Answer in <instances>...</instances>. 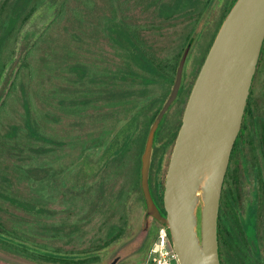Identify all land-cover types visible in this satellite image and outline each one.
Here are the masks:
<instances>
[{
	"label": "rangeland",
	"instance_id": "374dc122",
	"mask_svg": "<svg viewBox=\"0 0 264 264\" xmlns=\"http://www.w3.org/2000/svg\"><path fill=\"white\" fill-rule=\"evenodd\" d=\"M15 2L0 0V264H109L116 256L118 264H144L157 234L146 239L134 215L151 120L181 59V93L197 75L230 0H196L195 9L173 18L163 16L158 0H30L10 31ZM123 29L134 43L117 39ZM137 54L151 71L138 66ZM27 101L46 142H9L12 127L25 126ZM178 104L159 125L153 162L171 149ZM103 153L109 167L81 179L84 164ZM29 247L100 256L62 259Z\"/></svg>",
	"mask_w": 264,
	"mask_h": 264
},
{
	"label": "water",
	"instance_id": "95a60500",
	"mask_svg": "<svg viewBox=\"0 0 264 264\" xmlns=\"http://www.w3.org/2000/svg\"><path fill=\"white\" fill-rule=\"evenodd\" d=\"M263 40L264 0H237L217 32L185 108L166 176V216L154 203L149 175L155 135L178 97L184 59L170 95L149 129L141 162L146 215L168 229L179 264H221V190Z\"/></svg>",
	"mask_w": 264,
	"mask_h": 264
},
{
	"label": "flooded vegetation",
	"instance_id": "af4514ba",
	"mask_svg": "<svg viewBox=\"0 0 264 264\" xmlns=\"http://www.w3.org/2000/svg\"><path fill=\"white\" fill-rule=\"evenodd\" d=\"M200 70L201 68L195 78L188 82L182 93L181 84L178 97L171 105L174 106L177 100H180L178 108L175 109L171 117L174 122L172 134L177 130L175 136L170 138L173 140L171 149L165 150L161 154L162 156H158L154 162L151 159L150 191L155 205L163 216H166L164 190L171 155L182 125L187 102ZM262 74H264V40L241 128L231 151L221 190L218 218V245L221 264H264V87L260 85ZM181 105H183L182 112H180ZM110 159V156L103 153L95 163L87 162L88 167L84 164L80 178L91 179L97 171L109 167ZM247 180L250 182L247 189L248 199L244 194V181ZM137 200L140 209L136 211L134 219L139 220L137 222L139 223L138 229L147 239L152 231L157 234L162 225L156 218L146 215L142 189L141 197L139 195ZM250 221L251 223H249ZM142 251L144 252L143 247ZM114 261H116L115 264H118L120 259L116 256L108 263L112 264ZM102 263L106 264V260L102 259ZM135 264H139V262Z\"/></svg>",
	"mask_w": 264,
	"mask_h": 264
},
{
	"label": "trees",
	"instance_id": "16d2710c",
	"mask_svg": "<svg viewBox=\"0 0 264 264\" xmlns=\"http://www.w3.org/2000/svg\"><path fill=\"white\" fill-rule=\"evenodd\" d=\"M29 1L30 0H16L14 8H13V12L10 14L8 21H7V23H8L7 27L9 28L10 31H11V28L16 24L18 19L20 17H22L23 13L25 12V10L28 6ZM160 1L161 0H158V2H159L158 3V10L161 9V12L163 11V14H164L163 16H166V18H173L178 14V12H187V10L191 11L192 9H195V8H191V7L193 5H195V3H196V0H178V1H176L177 3L175 2L171 5H165L164 3H160ZM212 1L213 0H209V2H212ZM236 1L237 0H230V2L228 3V7L225 11L226 14H224L223 19H225V17L227 16V14L229 13V11L231 10V8L233 7V5L235 4ZM120 32H121V34L117 35L118 36L117 39H121V38L130 39V37L127 34V32L125 31V29L121 30ZM130 41H131V39H130ZM131 42L134 43L133 41H131ZM120 43H123V42H120ZM120 46L125 48L124 44H121ZM138 55H142V54H137V56L134 57L138 66L145 71H151L152 68L149 66L150 64L148 62L150 60L146 57V55L145 54L142 55L143 58L139 57ZM147 62L149 65L147 64ZM150 63H151V61H150ZM160 109L161 108H159L156 111L151 122L154 121V119H155L156 115L158 114V112L160 111ZM26 113H27V120H26L25 126H14V127H12V130L8 133V136H7L10 139L9 142H12V140L18 139L20 137H29V138L35 139L37 141H45V142L48 141L47 135L45 134V132L42 131V129H41V127H40V125L36 119L37 117L35 118V116H34V109L31 105L30 101L26 102ZM9 142H7V144ZM9 200H11V199H9ZM40 212L47 213V211L43 210V209H41ZM116 229H118V228L113 227V232ZM17 244H18L17 246L23 245L20 243H17ZM29 249L43 253V254H41L43 256H52L55 258H62V259H74V258L93 259L95 257L100 256L99 255L100 252H98V251L97 252L92 251V252H89L86 254H80V255H62V254H55V253L40 251V250L33 248V247H29ZM96 253H98V254H96ZM98 264H101V261H99Z\"/></svg>",
	"mask_w": 264,
	"mask_h": 264
},
{
	"label": "built area",
	"instance_id": "2783aa9c",
	"mask_svg": "<svg viewBox=\"0 0 264 264\" xmlns=\"http://www.w3.org/2000/svg\"><path fill=\"white\" fill-rule=\"evenodd\" d=\"M177 256L172 248V238L168 229L162 226L150 248L144 264H173Z\"/></svg>",
	"mask_w": 264,
	"mask_h": 264
}]
</instances>
